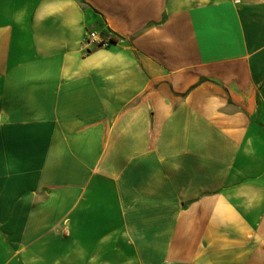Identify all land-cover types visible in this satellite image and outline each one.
Wrapping results in <instances>:
<instances>
[{
	"label": "crops",
	"instance_id": "0c3cea01",
	"mask_svg": "<svg viewBox=\"0 0 264 264\" xmlns=\"http://www.w3.org/2000/svg\"><path fill=\"white\" fill-rule=\"evenodd\" d=\"M0 264H264V0H0Z\"/></svg>",
	"mask_w": 264,
	"mask_h": 264
},
{
	"label": "built area",
	"instance_id": "2783aa9c",
	"mask_svg": "<svg viewBox=\"0 0 264 264\" xmlns=\"http://www.w3.org/2000/svg\"><path fill=\"white\" fill-rule=\"evenodd\" d=\"M124 42V39L117 35L113 34L107 31L100 32L97 30H92L87 32V34L84 37V46L89 47H95V48H103L107 49L110 47V45L114 42Z\"/></svg>",
	"mask_w": 264,
	"mask_h": 264
}]
</instances>
